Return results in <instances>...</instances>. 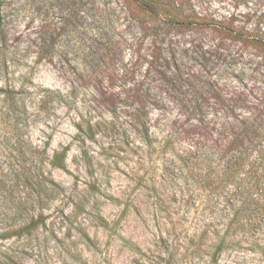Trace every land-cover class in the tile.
Returning <instances> with one entry per match:
<instances>
[{
	"label": "rangeland",
	"instance_id": "374dc122",
	"mask_svg": "<svg viewBox=\"0 0 264 264\" xmlns=\"http://www.w3.org/2000/svg\"><path fill=\"white\" fill-rule=\"evenodd\" d=\"M190 3L264 31V0ZM147 27L123 0H0V180L11 179L5 150L19 133L50 153L68 149L65 169H50L64 193L24 264H162L163 253L173 264H264L246 248L213 256L208 243L188 242L210 211L175 155L209 144L186 106L200 95L264 112V57L207 28ZM4 201L0 189V211Z\"/></svg>",
	"mask_w": 264,
	"mask_h": 264
},
{
	"label": "trees",
	"instance_id": "16d2710c",
	"mask_svg": "<svg viewBox=\"0 0 264 264\" xmlns=\"http://www.w3.org/2000/svg\"><path fill=\"white\" fill-rule=\"evenodd\" d=\"M190 1L123 0V5L142 29H147L150 22L176 33L207 28L224 39L252 46L264 57V31L249 32L237 26L233 14L226 20L198 14ZM242 15L248 17L249 12ZM209 104L224 108L226 115L219 119L205 116L202 109ZM186 106L193 112L194 126L205 129L200 135L209 143L203 150L175 154L182 178L207 193L210 211L197 214L204 219L189 234L188 242L208 243L213 256L223 249L246 248L264 258V112L253 108L248 114H240L234 110L240 106L229 98L201 95ZM143 138L148 139L147 128ZM8 149L5 151L13 157L14 170L11 179L5 174L0 180L5 200L0 211V264H24L23 257L37 238L35 234L39 228H46L45 212L64 193L50 169H65L68 149L50 153L46 142H34L21 133ZM217 200L223 209L214 211ZM159 258L162 264H173L169 254H160Z\"/></svg>",
	"mask_w": 264,
	"mask_h": 264
}]
</instances>
